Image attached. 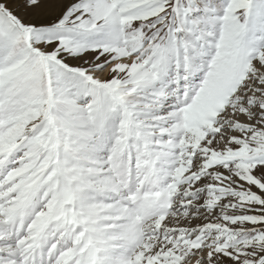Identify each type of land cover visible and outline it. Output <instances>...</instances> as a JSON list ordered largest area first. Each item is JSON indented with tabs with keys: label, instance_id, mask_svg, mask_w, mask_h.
Masks as SVG:
<instances>
[{
	"label": "snow or ice",
	"instance_id": "6c2138e0",
	"mask_svg": "<svg viewBox=\"0 0 264 264\" xmlns=\"http://www.w3.org/2000/svg\"><path fill=\"white\" fill-rule=\"evenodd\" d=\"M0 264H264V0H0Z\"/></svg>",
	"mask_w": 264,
	"mask_h": 264
}]
</instances>
